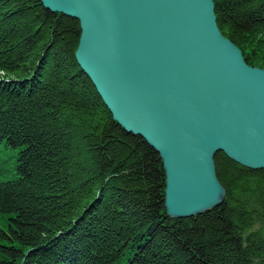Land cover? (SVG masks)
Returning a JSON list of instances; mask_svg holds the SVG:
<instances>
[{
  "label": "trees",
  "instance_id": "trees-1",
  "mask_svg": "<svg viewBox=\"0 0 264 264\" xmlns=\"http://www.w3.org/2000/svg\"><path fill=\"white\" fill-rule=\"evenodd\" d=\"M264 67V0H213ZM75 18L0 0V264H264V169L214 157L223 203L172 219L165 171L75 59Z\"/></svg>",
  "mask_w": 264,
  "mask_h": 264
},
{
  "label": "water",
  "instance_id": "water-1",
  "mask_svg": "<svg viewBox=\"0 0 264 264\" xmlns=\"http://www.w3.org/2000/svg\"><path fill=\"white\" fill-rule=\"evenodd\" d=\"M78 20L75 59L113 119L159 154L164 208L220 206L214 157L264 169V68L217 25L213 0H40Z\"/></svg>",
  "mask_w": 264,
  "mask_h": 264
},
{
  "label": "rangeland",
  "instance_id": "rangeland-1",
  "mask_svg": "<svg viewBox=\"0 0 264 264\" xmlns=\"http://www.w3.org/2000/svg\"><path fill=\"white\" fill-rule=\"evenodd\" d=\"M257 67H259V66H257ZM260 68H264V67H260ZM165 190V189H164Z\"/></svg>",
  "mask_w": 264,
  "mask_h": 264
}]
</instances>
